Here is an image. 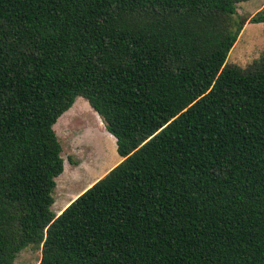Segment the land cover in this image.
<instances>
[{"label": "trees", "instance_id": "obj_1", "mask_svg": "<svg viewBox=\"0 0 264 264\" xmlns=\"http://www.w3.org/2000/svg\"><path fill=\"white\" fill-rule=\"evenodd\" d=\"M241 1L0 0V264H264V51L225 62ZM77 96L121 159L55 214Z\"/></svg>", "mask_w": 264, "mask_h": 264}, {"label": "rangeland", "instance_id": "obj_2", "mask_svg": "<svg viewBox=\"0 0 264 264\" xmlns=\"http://www.w3.org/2000/svg\"><path fill=\"white\" fill-rule=\"evenodd\" d=\"M264 0H245L236 4L233 20L240 30L228 51L225 62L241 68L249 65L264 51V22L251 23L249 18ZM53 130L58 138L62 171L55 178L50 209L56 213L82 189L100 178L120 161L114 137L103 127L101 119L80 96L56 119ZM59 211V210H58ZM40 249L22 248L12 264H37Z\"/></svg>", "mask_w": 264, "mask_h": 264}, {"label": "crops", "instance_id": "obj_3", "mask_svg": "<svg viewBox=\"0 0 264 264\" xmlns=\"http://www.w3.org/2000/svg\"><path fill=\"white\" fill-rule=\"evenodd\" d=\"M87 187H88V186H87ZM87 187H85V188H87ZM85 188H84V189H85ZM84 189H82L81 191H79V192H78V193H77L72 199H74V198H75L80 192H82ZM72 199H71V200H72ZM68 203H69V202H68ZM68 203H67V204H68ZM67 204H66V205H67ZM66 205H64L61 209H63ZM61 209H60V208H57V211H56L55 214H58V213L60 212ZM58 210H59V211H58Z\"/></svg>", "mask_w": 264, "mask_h": 264}]
</instances>
